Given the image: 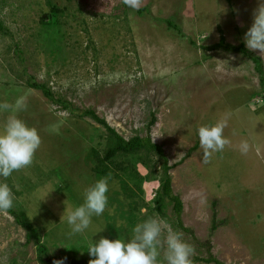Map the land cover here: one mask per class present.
I'll return each mask as SVG.
<instances>
[{
	"label": "rangeland",
	"instance_id": "rangeland-1",
	"mask_svg": "<svg viewBox=\"0 0 264 264\" xmlns=\"http://www.w3.org/2000/svg\"><path fill=\"white\" fill-rule=\"evenodd\" d=\"M257 7L258 0H141L138 10L121 0H0V104L10 105L0 111V128L24 97L27 107L15 114L41 141L31 165L0 182L49 249L42 263L27 230L0 211V264H53V257L88 264L92 240L127 239L150 217L164 222L161 239L170 227L194 247L192 264H216L204 260L209 257L264 264V88L248 55L206 48L221 37L245 45ZM251 52L264 66V54ZM28 80L43 83L53 99ZM87 109L126 139L146 137L155 115L148 135L173 165L179 215L168 199L157 209L163 159L154 151L119 155L113 160L129 170L111 165L121 177L107 176L104 213L84 233L68 235L63 212L81 204L83 190L101 178L92 149L101 156L106 149V129L83 116ZM216 122L224 123L229 143L205 163L197 129ZM129 205L137 206L133 225L120 215L122 209L129 214ZM162 258L163 249L161 264Z\"/></svg>",
	"mask_w": 264,
	"mask_h": 264
},
{
	"label": "clouds",
	"instance_id": "clouds-1",
	"mask_svg": "<svg viewBox=\"0 0 264 264\" xmlns=\"http://www.w3.org/2000/svg\"><path fill=\"white\" fill-rule=\"evenodd\" d=\"M121 2L133 10H138L141 4V0ZM244 43L248 50H258L259 55L264 54V0H258L251 26L244 34ZM26 107L24 97H19L12 114L0 128V177L5 180L14 171L31 165L41 143L37 130L29 127L15 114ZM9 108L7 103L0 104V111H7ZM224 126L223 122H216L197 129L201 158L205 163L229 143L223 135ZM239 150L241 154L247 152L246 141L241 142ZM109 179L107 176L97 179L83 190L81 204L64 210L62 218L68 226L69 236L84 233L89 228L92 217H99L104 213L108 203ZM13 205L12 190L7 183L0 182V211H7ZM163 223L160 219L150 217L135 224L127 239L101 236L96 241L92 240L87 252L94 259H90L88 264H161V249L163 264H192L194 247L182 238L181 233L170 227L161 239ZM65 259L54 260L53 264H65Z\"/></svg>",
	"mask_w": 264,
	"mask_h": 264
},
{
	"label": "trees",
	"instance_id": "trees-1",
	"mask_svg": "<svg viewBox=\"0 0 264 264\" xmlns=\"http://www.w3.org/2000/svg\"><path fill=\"white\" fill-rule=\"evenodd\" d=\"M56 11L55 7L52 8V12L54 13ZM58 22H56L57 24ZM167 23H170L173 25L172 21H167ZM174 26V25H173ZM176 27V26H175ZM5 28L3 26V23L0 22V32L4 33ZM195 44V43H193ZM206 48H211L210 50H218V49H223L227 52H234V53H243L245 55H248L252 61L255 63V69L256 71L260 74L261 77V85L264 88V66L262 59L258 56L249 51L243 43L240 45H232L229 44L225 41L224 37H221L220 40L212 45L211 47L208 46ZM29 86L33 89L41 90L45 96H47L50 99H53L52 92L47 89V87L43 83H36V82H30L29 80L27 81ZM264 94V92H263ZM262 100L264 101V95L262 97ZM55 101V100H54ZM56 102H62V100H56ZM264 104V103H262ZM67 104L64 103V106ZM256 105L258 104V101L256 102ZM259 108V107H258ZM256 108V109H258ZM83 116H90L92 117L95 121L100 123L102 126L105 127L107 135H106V149L103 152V156H101L100 151L97 149L93 148L92 156L94 160L96 161V165L94 167V172L98 177H105L108 175H114L116 177H121L120 174L115 173V171L112 169L111 165L113 166L116 162L113 160L116 156H126L131 158H134L136 156L141 157V152L143 151H154L157 155H159L163 159V177L161 178V188L159 189L160 191L157 192L155 202L157 204V209L162 212L165 206L167 205L166 199H168L170 202L174 203V209L179 215L182 210V202L180 201V198L176 195L173 194V190L171 188V176L169 174V170L173 168V165H168V161L164 155L163 149L161 145H158L156 143H153L151 140V137L149 134V130L151 126L157 121V118L153 114L152 119L147 126V136L142 137L138 134L135 136H132L129 139L124 138L122 135H120L113 127H111L107 121L103 118H100L95 111L87 109L86 111L83 112ZM109 162V163H107ZM120 163H116V169L119 171H122V173L126 174V172L129 170L128 166H118ZM175 166V165H174ZM135 167L136 164L133 163L131 165V169H134L135 172ZM132 172V171H131ZM133 175L136 178L138 177V173H134ZM111 177V176H110ZM123 185H124V181ZM139 190H142L140 187L138 188ZM130 190V189H129ZM131 195H135V192H131ZM14 206V205H13ZM130 206V205H129ZM131 207V212L129 211V214L126 216V211L122 209V212L120 215L122 218L127 217L128 220H131L133 222H130V225H133V223H136V215H135V206H130ZM9 213H11L14 217L16 222L24 227L27 230V243L28 240H33L34 245L36 246L37 253H38V258L42 263H46L47 257H48V252L49 249L47 245L42 241V235L40 230L34 225L32 218L22 209L17 210L14 207L11 209L7 210ZM63 257H53L52 260H60ZM94 259V258H91ZM68 260V259H66ZM65 260V261H66ZM90 259L87 261L89 262ZM205 261H214L216 264H224L223 262L219 261L216 257H209L204 259ZM77 262V260H74Z\"/></svg>",
	"mask_w": 264,
	"mask_h": 264
}]
</instances>
